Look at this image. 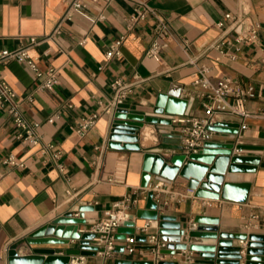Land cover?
<instances>
[{
    "label": "crops",
    "instance_id": "1",
    "mask_svg": "<svg viewBox=\"0 0 264 264\" xmlns=\"http://www.w3.org/2000/svg\"><path fill=\"white\" fill-rule=\"evenodd\" d=\"M73 1L0 0V51L28 46L30 38L36 37L40 43L32 46L30 53L40 68L55 66L60 70V83L51 93L38 88L39 80L27 65L14 59L0 63V73L17 92L24 117L39 124L40 136L38 145H30L17 137L19 130L9 115L0 117V264H9L11 250L19 256L31 253L32 246L27 243L30 233L75 206L94 207L84 212L86 227L128 196L137 200L130 205L132 214L148 209L149 189L141 186L143 157L146 152H166L159 136L165 129L146 124L139 134L142 151L110 147L114 117L103 107L118 78L130 82L135 75L140 78L120 105L133 113L151 112L159 94L180 85L181 97L189 100L185 118L206 116L204 98L193 87L203 68L213 79L231 77L244 89L252 87L245 102L250 117L234 113L219 116L222 121L240 124V133L217 132L213 141L234 143L235 150L242 146L239 154L259 156L264 162V0H148L164 15L171 30L158 59L148 55L154 42V17L131 28L134 5L130 1L82 0L90 17L97 19L103 14L105 18L93 23L74 13L71 20L61 23ZM228 13L261 23L256 43L217 46L221 41L235 44L240 33V26L233 29L225 20ZM222 20L226 21L223 28L218 25ZM60 23L61 32L54 34ZM119 41L120 55L107 59L106 54ZM96 112L100 117L95 126L84 136L78 134L80 119ZM10 156L25 166L6 163ZM118 175H123V182L110 181ZM240 177L252 184L247 202L197 197L188 188V180L178 175L165 185L159 198V212L176 219L165 224L173 230L207 215L220 218V229L228 236L264 235V167ZM230 180L227 174L225 182ZM156 183L152 178L150 186ZM148 221L136 217L137 228ZM151 223V232H158L155 221ZM78 246L79 241L44 247L61 255ZM234 247L241 248L244 264L246 250L241 239H234ZM118 259L155 258L151 251L137 249L133 254L91 256L89 263L114 264ZM161 259L178 260V256Z\"/></svg>",
    "mask_w": 264,
    "mask_h": 264
},
{
    "label": "water",
    "instance_id": "2",
    "mask_svg": "<svg viewBox=\"0 0 264 264\" xmlns=\"http://www.w3.org/2000/svg\"><path fill=\"white\" fill-rule=\"evenodd\" d=\"M241 27L239 28V31ZM182 87L173 85L167 93H161L151 112L133 113L124 108H117L113 112V126L110 134V147L121 150L142 151L140 132L146 124H153L160 133L161 148L168 151L180 149V135L173 133V119L185 114L188 99L181 97ZM216 132L240 133V124L223 122L210 126ZM234 143H217L210 141L205 143L204 149L197 154L186 156L176 153L172 157H165L161 153L146 152L143 157V188H148L151 179H162L172 183L177 176L188 180V188L194 190L197 197L211 199H225L237 202H247L251 182H242L241 174L255 173L259 166L264 167L259 156L236 154ZM243 148L237 146V149ZM229 174L230 182H225ZM148 209L137 211V218L154 220V227L158 229L159 237L167 243V247L161 250L163 255L174 256L178 250L188 248L195 253L190 264H241L242 251L240 247H234V239L238 238L247 242L244 264H264V235L244 234L228 236L220 229V218L207 215H199L194 219L197 225L176 229L166 225V222H176L174 217L161 214L158 203L154 200V192L148 193ZM94 210L93 206H75L72 210L58 216L51 222L39 227L27 238L31 247V253L19 256L16 250L10 251L9 264H69L72 255L95 256L98 247L91 243L93 233H79V225L88 221L84 212ZM79 213L80 216H74ZM95 222V221H94ZM93 222V223H94ZM137 223L127 222L125 227L118 230L117 239L123 240L128 234H133ZM70 238L79 240L78 248H68L64 254H57L56 249L44 247L45 245H68ZM137 249L152 251L153 246L147 243V235H138ZM36 246V247H34ZM124 251V246L118 245L116 252ZM114 264H180L178 260L158 261H132L118 259Z\"/></svg>",
    "mask_w": 264,
    "mask_h": 264
},
{
    "label": "built area",
    "instance_id": "3",
    "mask_svg": "<svg viewBox=\"0 0 264 264\" xmlns=\"http://www.w3.org/2000/svg\"><path fill=\"white\" fill-rule=\"evenodd\" d=\"M128 1L134 5V12L129 18L131 28L139 22L145 20L147 17L151 16L155 18L156 25L153 33L154 42L148 51V55L158 59L161 52L166 47V39L171 34L169 24L167 23L164 15L153 8L149 4L148 0ZM84 9L85 5L82 0H74L63 16L61 23L67 19L71 20L74 13L82 15L93 23L97 20L105 18L103 14H101L97 19L92 18L85 12ZM225 20L229 22V26L233 29L240 26L241 30L235 39V44L231 41H221L217 45L218 47L221 48L225 45L236 46L240 43L257 42L259 30L262 26L260 22L250 20L246 17H241L240 15H234L233 13L226 14ZM226 21L222 20L218 23V25L223 28L226 26ZM61 23L54 31V34L61 32ZM54 34L48 37V39H51ZM39 43L40 42L36 37H31L30 44L28 46H24L13 51H0V63L14 59L27 65L34 73L35 78L39 80L38 88L55 93L56 87L60 83V70L55 66H50L44 70L40 68L38 60L30 53L31 47ZM84 43L85 39L80 42V44ZM120 44L121 41L112 46L111 50L106 54L107 59L120 55ZM223 53L228 54L225 52ZM232 58L234 59V57ZM139 81L140 78L137 75H135L134 81L131 82L122 78L114 80L111 84L113 95L109 102L103 107V110L106 113H112L114 110L119 108L120 105L124 103L128 94L132 91L134 85ZM193 87L196 89V93L204 98L206 116L203 118H185L182 116H176L172 122V131L173 133H178L180 135L181 148L166 151L163 153L165 157H172L176 153H182L186 156L200 153L204 149L205 143L213 141L217 133L216 131L211 130L210 126L225 122L219 118L222 113H234L241 115L242 117L251 116V114L245 109V102L247 97L253 92L252 87L244 89L231 77L213 79L210 75H208V70L206 68L201 69L200 75L193 82ZM4 114L9 115L15 126L18 128V138H22L30 145H38L40 143V136L37 132L39 124L31 123L24 117L17 92L0 73V117ZM99 117L100 113L96 112L81 118L76 127L78 134L84 136L92 127L95 126ZM50 120H53V118ZM49 147L53 148L52 145H49ZM238 152V149L234 151L236 154H239ZM6 163L19 167L25 166L24 163H19L14 156H10L6 160ZM154 180L157 183L153 186L149 185L147 189L154 192V200L158 203V207L160 208V195L165 191V185L170 182L162 179ZM110 181L123 182V175L111 178ZM67 196L72 199L71 191H67ZM136 202V199H132L128 196L124 200L115 203L111 209L105 211L103 217L96 220L89 227L79 225V233L83 234L89 232L95 235L91 240V243L96 245L98 250L96 255L93 257H112L118 253L116 252V247L118 245L124 246V251L121 252V254H133L136 252L137 245L139 244L137 241L138 235H147V243L153 246V250L151 252L154 254L156 261L165 256L161 254V250L167 247V243L160 239L158 232H151V220L141 227L137 228L136 226L135 232L133 234H128L125 239H117L116 235L118 234V230L120 228L125 227L127 222H136L137 216L129 211L130 205ZM165 203L167 204V201H165ZM74 216L79 217V213H75ZM191 225L192 228L197 226L194 222ZM76 241L79 240L70 238V242L75 243ZM241 242L244 244V249L246 250L247 242L245 240H241ZM176 255L178 256L180 264H190L195 257V253L190 251L188 248L178 250L175 256ZM89 257L91 256L72 255L69 264H91L89 263Z\"/></svg>",
    "mask_w": 264,
    "mask_h": 264
}]
</instances>
